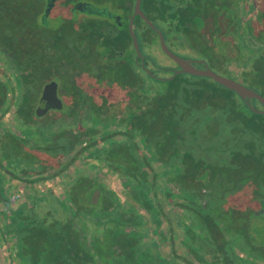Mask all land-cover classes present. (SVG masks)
I'll return each instance as SVG.
<instances>
[{
	"label": "flooded vegetation",
	"instance_id": "af4514ba",
	"mask_svg": "<svg viewBox=\"0 0 264 264\" xmlns=\"http://www.w3.org/2000/svg\"><path fill=\"white\" fill-rule=\"evenodd\" d=\"M31 1L32 6H28L24 0L19 3L17 18L21 20L20 25H24L25 18L34 19V28L27 25L25 29L19 28L16 39L9 38L5 30L0 45V197L3 198L0 202V264H264V232L259 233L255 229L258 217L264 218V143H258L263 147L259 152L261 156L243 154L234 159L232 147L235 143L231 136L227 140L211 142L215 148H211L210 156L193 158L194 162L205 167H197L199 172L193 175V181H180L178 194L182 205L169 206L167 202H163L167 215L161 226L164 237H155L150 233L142 238L129 237L130 249L134 252L121 251V221L118 218L114 221H78L71 220L72 216L68 214L69 219L54 220L48 225L45 221L49 215L47 206L53 204L51 210L69 209L58 204V201L66 198L72 191L79 172L92 181L89 192L91 196L98 190L97 202L92 203L93 205H97L105 193L125 200L121 184L123 175L103 167L106 155L103 149L127 143V126L121 124V120H130L132 115L145 113V121L149 123L146 126L148 135H145L151 138V101L153 95H157V92H153L152 79L168 81L175 76L174 71L180 68L175 62L174 65L165 63L163 65L169 71L168 74L154 75L150 58L141 53L140 48L141 56H137L128 30L133 9L127 22L129 38L119 32L126 21L125 15L116 12L103 1ZM191 1L195 4V10L185 12L183 8L182 11L193 21L191 27L185 28L184 25L181 31L180 50L192 53V57L184 59L191 60L195 68H209L264 97V87L256 89L251 77L244 74L240 66L226 60L227 55H232L234 45L240 42L242 32L246 33L243 27L234 33L233 6L243 8L249 1L183 0L184 4ZM77 3L89 4L98 9L107 8L111 16L82 12L75 8ZM30 10L33 12L29 13ZM134 17L132 27L135 34ZM88 19L115 27L108 31L99 30L100 46L96 38L89 37L86 30L79 27ZM62 24L66 26L64 30H60ZM140 26L145 34L141 40L145 41V48L152 53V33L143 28L142 24ZM150 29L153 30L151 27ZM115 31L122 34L116 44L104 34ZM57 32L62 34L59 39ZM140 35L142 36L141 33ZM78 41H81L80 45ZM57 42L62 44L58 45ZM88 45L93 48L91 52L88 51ZM132 50L134 55L131 60L128 53H132ZM118 64L125 65L128 71L126 85L117 89L104 87L101 81L102 70ZM57 66L63 67L61 73L57 71ZM16 68H25L26 71H20L21 77L17 78L13 73ZM32 68L38 69L35 77L22 76ZM40 68L44 69L42 75ZM176 75H182L183 81L202 77L208 79L214 87L218 83L206 76L184 72ZM142 77L145 80L144 87ZM52 83L55 84L56 106L38 112L41 97ZM219 85L224 92H214L204 102L210 106L204 124L200 121V124L189 127L190 129L211 133L230 132L229 123L232 121L233 111L242 114V118L253 112L261 115L264 121L262 101L254 97L242 98L235 91L232 92V89ZM155 89H160L161 95L164 85H156ZM105 100L107 103H104ZM25 101L31 102V120L27 123L24 119L25 110L18 107V102L21 105ZM94 101L99 103L96 110L93 108ZM104 104L108 106V110L101 108ZM96 113L99 118L95 117ZM135 127L134 125L132 130L134 132ZM133 141L142 144L141 136H135ZM147 142L151 144L150 140ZM37 148L68 150L65 157L61 158L63 165L68 164V167L62 172H57L59 168H53L39 173L27 168V172L23 173L22 168L28 167L31 156L39 154ZM97 150H100V155L95 157ZM167 154L164 153V160H167ZM10 157H15L16 161L13 159L11 163H7ZM46 161L49 165L52 162L50 159ZM179 162L183 163L184 159L180 158ZM73 165V171L69 175L65 174ZM83 165L88 167L85 169ZM62 184L64 187L60 189ZM83 187L88 193L87 184H83ZM21 207L23 210H20ZM95 208L106 207L100 205ZM166 208L176 212L175 225L179 231L177 238L173 233V237H170V233L164 231V224L170 225ZM187 211H208L214 216L218 212H226L229 215L226 216L225 227L230 230L224 231L223 238L215 232L210 244L201 247L202 252L191 254L184 243ZM38 214H41L40 219H37ZM26 217L27 220H24ZM177 220L181 222L179 225L176 224ZM210 224L213 228L224 226L223 222H217L216 219ZM132 227H125V231L128 232ZM233 227L241 230L242 251L232 252L228 249L227 245L231 244V235L234 233ZM152 228V222L147 219L141 226H136V232L143 233ZM154 242L157 254L151 252ZM217 246H222L221 251Z\"/></svg>",
	"mask_w": 264,
	"mask_h": 264
},
{
	"label": "trees",
	"instance_id": "16d2710c",
	"mask_svg": "<svg viewBox=\"0 0 264 264\" xmlns=\"http://www.w3.org/2000/svg\"><path fill=\"white\" fill-rule=\"evenodd\" d=\"M21 1L22 0H0V45L3 40V31H7L6 34L9 38L16 39L18 36L17 30H19V28L25 29L26 25L27 27L34 28L36 21L32 18H25L23 21L24 25H20L21 20H18L17 13L19 12L18 6ZM99 1L109 4L116 12L125 15L126 21L121 26L119 32H123L130 38L127 33V22L133 9L134 0ZM248 1L249 3L243 8L242 6H233L234 33L239 28H245L246 33L242 32L243 36L240 37V42L234 45L232 55H227L226 60L227 62H232L240 66L243 73L251 77V81L254 83L253 86L257 89L258 87H264V0ZM24 2L28 6H32L33 4L31 0H24ZM28 2L30 4H28ZM194 5L192 1L188 4H184L183 0H141L140 9L146 17L152 21L155 27L162 32L164 41L169 47L168 42L172 43L182 38L181 31L184 25L185 28L191 27L193 21L188 19L182 11L185 9V12H192L195 10ZM32 12V10L29 11V13ZM134 21V31L140 51L150 58L152 62V73L159 76L167 75L169 71L164 68L165 66L158 63L154 54L150 53L148 49L145 48V41L141 40V37L144 39L145 34L141 31L142 27L140 24L143 25V28L151 31L153 45L157 44L159 46L157 33L151 30L138 16L134 17ZM65 27L66 26L62 24L60 30H64ZM79 27L86 30L89 37L96 38L98 46L102 44H100L101 40L98 39L101 37L99 30L103 29L108 31L113 28L106 23L101 25L100 21L94 19L84 21L83 25ZM119 32H106L104 34L108 35L116 44V42H119L118 39L122 37V34ZM61 35L62 34L57 32V39H59ZM74 38L77 37L75 36ZM113 42L112 44H114ZM57 44L60 45L62 43L57 42ZM73 44L77 45L75 42H73ZM78 44L80 45L81 41H78ZM241 46L245 47L247 51H242L240 48ZM58 47L59 46H57V49L59 50ZM88 49L90 52L93 50L90 45H88ZM133 55V50L132 53H128L131 60ZM223 55L224 54H222V56ZM62 69L63 67L57 66L58 72L61 73ZM37 70L36 68L28 69V73L22 74V76L33 78L38 74ZM43 70V68H40L39 72L41 75L44 74ZM126 70L125 65L123 66L121 64L103 69L102 75L99 74L102 78V85L106 88L109 87L113 89L120 88L121 86L123 87L126 85L127 78H129L128 73H126L128 71ZM20 71H26V69H13L14 76L17 78L21 77ZM145 76L149 77L148 75ZM181 78L182 75H175L168 81L156 80V78L152 79L164 83V91H162L163 94L160 95V89H155L156 85L153 84V92H157V95H153L151 101V138L147 137L148 132H146V126L149 125V123L145 121V113L141 115H132L130 120L127 118L121 120V124L127 126V132H125L129 137L126 139L127 143L122 142L117 147L111 146L103 149L106 154L103 167L123 175L121 184L125 191V200H122L123 197L105 193L101 196L100 200H98L97 205H93L92 203L91 205L88 195L90 196L89 192L92 188V181L84 176L82 172H79L80 175L75 179L72 191L66 198L58 201V204L69 207L72 210L70 213L72 216L70 218L71 220L114 221L118 218L121 221V232L119 236L121 238V251L123 253L134 252L130 249L129 237L142 238L149 233L155 237H164L161 226L167 215L162 204L163 202H167L169 206L182 205L179 202L178 194L180 181H182V179H185V183L193 181V175L199 172L197 167L201 169L205 167L199 162H194L193 158L200 156L203 159V157L210 156L209 152L211 148H215L211 145V142H215L216 140H227L231 136V140L235 143L232 147V157L234 159L243 154H248V156L251 157L262 155L259 152L263 147L259 146L258 143H264V121L259 114L249 112L242 118V114H236L233 111L232 121L229 123L231 131L227 133H223L222 131V133L220 131L211 133L206 130L196 131L190 129L200 124V121L203 125L205 118L208 117L207 111L210 106L204 104V102L208 101L209 95L214 92H224V90L218 83H215L217 87H214L208 79L202 77H196L198 80L188 81H183ZM144 81V77H142L143 87L145 86ZM105 102L107 103L106 100L104 103ZM94 103L93 108L96 110L99 103L97 101H94ZM30 104L31 102L29 101H25V103L21 105L18 102V107L25 110V123L31 120ZM101 108L108 110V106L105 104ZM234 109L235 107H233V110ZM95 117L99 118V114L96 113ZM134 125L136 126L135 132L132 131ZM145 133L147 135H145ZM135 136H141V145L133 141ZM27 140L26 138L25 141ZM148 140H150L151 144H148ZM129 142L131 144H129ZM36 151H38L39 154H37V156H31V162L27 165L28 167L22 168L23 173L27 172V168H29L31 172L39 173L46 169L53 168H59L57 172H62L68 167V164L63 165V160H61L62 157H65L68 150L64 148H37ZM166 152L168 156L167 160H164V153ZM99 155L100 150H97L94 156L97 157ZM180 158L184 159L183 163L179 162ZM46 159L52 161L50 165L46 164L48 162ZM11 162L12 160L8 159L7 163ZM208 166L210 165H206V167ZM83 184H87L88 193L86 189H84ZM2 200L3 198L0 197V202H2ZM100 205L106 208H95ZM20 210H23V207H21ZM185 214L187 222L185 224L184 243L187 247V251L191 254L202 252L203 248L201 247L210 244V240H213L215 237V232H218L216 235L223 238L224 231L230 230L225 227L226 216L229 215L226 212H218L215 216L208 211L198 213L187 211ZM214 218L217 222H223L224 226L213 228L210 223L215 221ZM147 219L152 222V230H147L143 233L136 232V226H141ZM24 220H27V217ZM180 223L179 220L176 221L177 225ZM127 226H133V229L127 232L125 231V227ZM233 232L234 233L231 235V244L227 245L229 246L228 249L232 252L237 250L242 251L243 249L240 243L241 230L239 227H233ZM235 232L238 233L235 234ZM170 237L173 236L171 235ZM155 242L151 252L157 254L158 250ZM221 247L217 246L219 251H221Z\"/></svg>",
	"mask_w": 264,
	"mask_h": 264
},
{
	"label": "water",
	"instance_id": "95a60500",
	"mask_svg": "<svg viewBox=\"0 0 264 264\" xmlns=\"http://www.w3.org/2000/svg\"><path fill=\"white\" fill-rule=\"evenodd\" d=\"M140 2H141V0H134L133 14H132V16L129 20V24H128V30H129V33L132 37V43H133L134 49L137 53V56H141V53L139 51L137 39L135 37V34L133 32V27H132L133 26V17L135 15H138L140 18H142L157 33L158 38H159V44H160L162 51L164 52V54L166 56H168L171 60H173L177 64V66L180 68L179 70L174 71L173 75L184 72V73H190V74L197 75V76L210 77L213 80H215L216 82H218L219 84L225 86L226 88L232 89L233 91L238 93L242 98L254 97V98H257L264 103V97L259 95L253 89L246 87V86L242 85L241 83H239V82H237L231 78L219 75L209 68H205V69L195 68L191 64V60L184 59V58L178 56L177 54H175L174 52H172L168 48V46L165 44L161 31L154 26V24L144 15L142 10L140 9ZM75 8L79 9L82 12L111 16V13L108 11L107 8L98 9L92 5H89V4L85 5L82 3H77L75 5ZM55 100H57L56 94H55V84L52 83L41 97L38 112H40L43 109H46L50 106H56L54 104ZM97 196H98V190L95 192V194H93L91 196V203L95 204L97 202Z\"/></svg>",
	"mask_w": 264,
	"mask_h": 264
},
{
	"label": "rangeland",
	"instance_id": "374dc122",
	"mask_svg": "<svg viewBox=\"0 0 264 264\" xmlns=\"http://www.w3.org/2000/svg\"><path fill=\"white\" fill-rule=\"evenodd\" d=\"M180 44H181V39L180 40H177V41H174L172 43H169L168 42V45H169L170 49L173 52H175L177 55H179V56H181L183 58L192 57V53L191 52L186 53V52H184V51L182 52L180 50V48H181V45ZM240 48H241L242 51H247V49L245 47H242L241 46ZM152 53L154 54V56H155V58H156V60H157L158 63H160V64L167 63L168 65H174V61H172L169 57H167L161 51V49L159 48V46L157 44L153 46ZM213 70H215L216 72L222 73L221 71H218L215 68H213ZM189 77H192V76H189ZM152 83L154 85H164V83L157 82V81H154V80H153ZM10 159L11 160L14 159L16 161V158L15 157L14 158L10 157ZM78 166H81V165H78ZM74 167H75V165L69 167L66 170L65 174H68L69 175V173H71L73 171ZM82 167L86 169L88 166L83 165ZM63 187L64 186L62 184L60 186V189H62ZM88 198H89V202L91 204V195L90 196L88 195ZM49 206H47V208H46V211H49L48 212L49 215H47L46 220H45L48 223V225H49L50 222H52L54 220H59V221H65V220H67L68 214H70L71 211H72L70 208H69L70 210L69 209L65 210V211H68V212L59 210L57 208H54L55 210H51L54 205L53 204H50ZM166 212H167L168 217H169L170 225L165 223L164 224V231L167 232V233L169 232L170 234L173 233L174 236H176V238H177V236L179 234V231H178V227L175 225L176 212H174L173 209H171V208H166ZM40 217H41V214L40 215L38 214V218L37 219H40ZM255 229L259 233L264 232V218L263 217H258V221L255 224ZM51 231H53V230H51ZM165 249H168V247H166Z\"/></svg>",
	"mask_w": 264,
	"mask_h": 264
}]
</instances>
